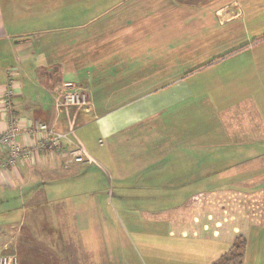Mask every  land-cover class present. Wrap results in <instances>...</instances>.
I'll return each instance as SVG.
<instances>
[{"label": "crops", "instance_id": "obj_1", "mask_svg": "<svg viewBox=\"0 0 264 264\" xmlns=\"http://www.w3.org/2000/svg\"><path fill=\"white\" fill-rule=\"evenodd\" d=\"M28 1L0 0V96L12 90L26 129L74 117L95 161L47 153L0 170V254L69 264L68 215L114 197L142 247L160 248L154 264H211L239 230L232 208L251 228L243 264H264V219L248 209L264 200V0ZM26 13L61 24L29 34L15 25ZM64 82L86 105L57 108Z\"/></svg>", "mask_w": 264, "mask_h": 264}, {"label": "rangeland", "instance_id": "obj_2", "mask_svg": "<svg viewBox=\"0 0 264 264\" xmlns=\"http://www.w3.org/2000/svg\"><path fill=\"white\" fill-rule=\"evenodd\" d=\"M60 24L61 19L59 15L53 16V14H49L45 17L30 18V15L26 13V15L21 18V22L18 21L15 25L18 28L20 26L22 29L21 31L25 30L24 32L28 31L29 34H33L35 30L38 31L45 27H55ZM12 29H14V27H12ZM18 32H20V29ZM249 185L254 186L255 184ZM260 185L264 187V182L260 183ZM252 189L256 190V188ZM242 192L244 194V192H248V189H243ZM110 198H108V202L102 204V215H98V211L93 212V209L91 212L90 210H83V213L80 215H68L70 226L66 234L69 240V264H129L131 259L137 260V258L147 260L146 264H154L155 258L159 257L160 248L157 247L158 245L154 247L156 250L142 247L138 237L128 228V217L121 214L120 210L122 209H120L119 204H117V200H115L114 197L112 199ZM102 200L103 198L100 199V202ZM137 201L138 200L127 199L126 196L122 198V202L126 204L136 203ZM196 201H198L199 205L203 204L204 206L211 203L209 199L204 198H198V200L194 202ZM249 201L252 200H247V202ZM255 202L261 203L262 206H260L261 209H255V215L252 213V209L248 208L250 209V219H264V200L257 199ZM6 205V203L0 202V212L3 211L2 209ZM229 215V217L236 220L234 224L239 228V230L235 229L232 232L233 234L235 233V237L238 235L244 236L251 231L248 225L249 222L245 221V216L242 215L241 209L232 208ZM235 237L232 239L234 240ZM232 239L231 241L233 242ZM155 240L158 242L159 238L156 237ZM224 245H226L225 242ZM169 260H171V262L169 261L167 264H184L180 255L176 253L173 254V256H169Z\"/></svg>", "mask_w": 264, "mask_h": 264}, {"label": "built area", "instance_id": "obj_3", "mask_svg": "<svg viewBox=\"0 0 264 264\" xmlns=\"http://www.w3.org/2000/svg\"><path fill=\"white\" fill-rule=\"evenodd\" d=\"M12 90L7 89L0 96V170L17 166L21 161L34 155L55 153L67 162H94L84 144L78 139L75 131V118L69 119V128L65 132L56 130L42 120H33L25 128L18 116L12 115ZM56 106L67 113L72 107L86 105L87 92L83 88L71 86L64 82L57 93ZM29 136L32 141L25 143L21 136ZM33 136H37L33 139ZM0 264H18L16 253L0 254Z\"/></svg>", "mask_w": 264, "mask_h": 264}, {"label": "trees", "instance_id": "obj_4", "mask_svg": "<svg viewBox=\"0 0 264 264\" xmlns=\"http://www.w3.org/2000/svg\"><path fill=\"white\" fill-rule=\"evenodd\" d=\"M246 247V238L238 235L233 240L230 248L223 252L211 264H243Z\"/></svg>", "mask_w": 264, "mask_h": 264}]
</instances>
